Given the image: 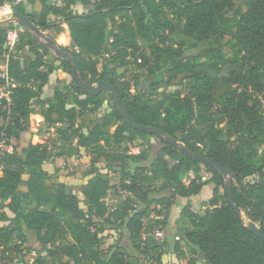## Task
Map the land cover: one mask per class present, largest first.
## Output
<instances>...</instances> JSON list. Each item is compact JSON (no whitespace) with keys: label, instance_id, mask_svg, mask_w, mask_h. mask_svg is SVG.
Wrapping results in <instances>:
<instances>
[{"label":"trees","instance_id":"16d2710c","mask_svg":"<svg viewBox=\"0 0 264 264\" xmlns=\"http://www.w3.org/2000/svg\"><path fill=\"white\" fill-rule=\"evenodd\" d=\"M37 1L40 11L34 9ZM53 1H30L14 12L44 32L67 25L71 47H58L76 59L85 83L115 86L136 123L156 127L193 153L215 160L233 178L227 182L213 166L192 160L163 139L159 155L149 163L150 147L143 146L156 135L131 128L112 97L107 103L102 92L93 96L82 89L73 78L72 63L21 26L19 55L9 68L18 85L10 113L0 105V224L9 222L0 227V253L10 263L18 259L17 264H28V253L39 255L33 264H264V242L235 213L226 193L229 183L235 204L259 222L264 234V0ZM7 30L0 27L3 61ZM24 50L34 59L20 57ZM188 50L200 54L194 58ZM131 67L154 79L148 91L132 93L126 78ZM58 71L72 82L43 97ZM179 78L183 88L168 91ZM99 113L100 119L84 132L79 120ZM35 114L48 127H57L60 153L28 138ZM124 144L129 149L118 152ZM82 150L121 166L119 177L115 171L87 174L93 178L83 188L86 209L67 184L49 185L51 175L44 169L55 156L72 158ZM209 184V208L199 214L184 207L180 216L192 231H179L182 239L172 252L165 251L170 233L158 243L152 232L167 226L177 197L198 196ZM119 190L126 198L111 214L105 198ZM116 225L125 229L137 255L117 246L103 256V234Z\"/></svg>","mask_w":264,"mask_h":264},{"label":"rangeland","instance_id":"374dc122","mask_svg":"<svg viewBox=\"0 0 264 264\" xmlns=\"http://www.w3.org/2000/svg\"><path fill=\"white\" fill-rule=\"evenodd\" d=\"M94 1V0H92ZM85 11H88V9H84ZM62 24V22H60ZM67 25H62L59 30H51V31H43L44 38H41V43L45 44H54L56 46L62 45L63 47H66L65 45H68V36H67ZM59 38L60 42H57V39ZM68 47V46H67ZM52 53L56 55V53L52 50ZM200 54L198 50H188V55L193 56L194 58H197V56ZM61 57H64L63 53H60ZM20 57L22 58H34L33 55L28 51L24 50L22 51ZM60 57V58H61ZM63 59V58H62ZM5 61V59H4ZM3 60H0V66L4 64ZM201 63L205 62L206 60L204 58L199 60ZM124 69H121L119 71L120 75L124 73ZM59 74L60 78L58 77V85L62 88V85H70L72 82V78L68 74ZM139 78H136L138 77ZM158 78L162 77V74H159L157 76ZM126 78L128 81H130L133 84L132 93H136L139 90H142V88L145 91H148L147 89L150 87V85L154 82V79L147 77L146 75L140 74V72L136 69V67H131L128 69V72L126 74ZM97 86V84H95ZM183 85H181V79L179 78L177 81L174 82L173 87L168 88V91H174L176 89H182ZM105 99L107 100V103H110V97L111 94L107 91L102 92ZM53 95V92L50 90V97ZM43 97H49V94H44ZM102 116V113H99L97 115H91L89 117H82V119L79 120V123H83L85 129L84 132L88 131V128L93 126L94 121L97 119H100ZM31 122V137L30 135H27L28 138H31V142L36 144H45L48 145L53 154L60 153L59 148L61 145L60 135L57 132V127L52 128L48 127L44 121L42 122L40 118H35L33 115L30 117ZM114 131V129H113ZM27 136H25L24 139H27ZM129 144H124L118 152H125L126 149H129ZM150 147V161L151 163L160 153L162 148L161 139L159 137H152L148 139V142L144 143L143 147ZM132 152L133 149H130ZM46 169L51 172V180L49 181V185H52L54 183L62 182L66 183L72 192L78 197L80 207L86 209L85 204V198L83 196V188L84 186L90 181V179L93 178V176H87L90 172H95L96 170H100L103 174H113L115 171V175L119 177V173L121 171V166L113 163L111 160L107 158H100L98 159L97 156L92 151H86L82 150L81 154L75 157H56L53 160L52 163H49L48 166H46ZM113 172V173H112ZM193 175V174H191ZM203 175L207 178L211 177V174L207 171L203 172ZM194 176V175H193ZM227 182H231L232 178L227 177L225 178ZM186 181L185 183H187ZM249 181H247L248 183ZM172 192L164 194V196H171ZM155 197H159L158 195H155ZM213 197V186L212 184L207 185L202 193L198 196L191 197V198H176L175 205L172 207V209L167 214V226L161 225L157 227L154 232H152V235L154 236L155 240V234L158 230L163 231L165 234L168 232L170 233L169 236V248H166L165 251L172 252L173 246L175 242L180 241L182 239V234H179L178 232H189L192 231V226L190 222L187 219H181V211L184 207L187 205H190L192 210L194 212H197L199 214H203L205 209H208V202ZM126 198L125 195H117L115 194H108V196L105 198V201L109 207V213H114L121 201H123ZM152 208H155V205L152 206ZM9 217L13 219V215L8 213ZM242 217L245 221L246 225H249L250 222H252L244 213H242ZM9 222L1 223L0 227L8 225ZM259 227V222L256 223ZM107 230L103 234V245H102V253L103 256H107L108 252L115 249L117 246L123 247L127 249V251L131 254L137 255L131 246V240L129 239V236L124 228H120L119 225L116 226H107ZM147 236V234H145ZM181 238V239H180ZM157 241V240H156ZM162 243V242H158ZM182 249L187 254L188 259H192L193 255L190 252L189 247L185 246L184 243H182ZM39 255L37 253H28L25 256V261L30 263H34L38 260ZM137 257V256H136ZM18 259H15L14 262L11 264H17ZM48 264H54L48 261ZM201 264V263H200Z\"/></svg>","mask_w":264,"mask_h":264},{"label":"water","instance_id":"95a60500","mask_svg":"<svg viewBox=\"0 0 264 264\" xmlns=\"http://www.w3.org/2000/svg\"><path fill=\"white\" fill-rule=\"evenodd\" d=\"M11 24L20 25V26L25 27L27 30L32 32L40 42H41V38H44L43 30L41 28L35 26V24L27 16H25L23 14L13 12L11 15H9L7 17H1L0 18V27H7ZM43 44H45V43H43ZM45 45L51 51L53 50L56 53L57 57H59V58L61 57L60 53H63V52L61 50H59L58 46H56L54 44H45ZM63 54H64V57H61V58L66 59L72 63V65H73V78L79 84V86L93 96H97L103 91L109 92L111 94V97H112L115 105L117 106L121 116L129 124V126L131 128H133L134 130L140 131L142 133H145V134L156 135L160 139L166 140V141L178 146L182 150V152L185 153L192 160L199 162L201 164H204V165L213 166L215 169H217L223 175L224 178H227V177L233 178L232 172L229 169L225 168L222 164L216 162L215 160L207 159L205 157H202L200 155L193 153L190 149L186 148L184 145H182V144L178 143L177 141L172 140L169 137H167L163 133L162 130H160L156 127H147V126L140 125V124L136 123L131 118V116L129 115L127 110L125 109V107L122 103L120 94H119V92L115 86L110 85L105 81L99 82L97 84V86L85 83L80 76L79 64L76 61V59L71 57L69 54H65V53H63ZM226 193L228 195V200H229L230 206L233 208V210L235 211V213L238 216L242 217V210L235 204L234 200L231 197L229 183H227V185H226ZM247 226L250 227L252 229V231L254 232V234L264 242V234L262 233L261 227H259L254 222H250L249 225H247Z\"/></svg>","mask_w":264,"mask_h":264},{"label":"built area","instance_id":"2783aa9c","mask_svg":"<svg viewBox=\"0 0 264 264\" xmlns=\"http://www.w3.org/2000/svg\"><path fill=\"white\" fill-rule=\"evenodd\" d=\"M30 1L34 0H6L2 5H0V18L7 17L14 12L15 7L28 4ZM54 5H61L62 2L59 0L53 1ZM7 42H6V54L5 61L2 67L0 68V105L3 107L5 111L11 110L13 105V90L18 86L12 82L10 77V61L12 59H16L19 55L18 45L20 44L21 34L24 32V28L20 25L11 24L7 26ZM34 87V86H32ZM1 147V144H0ZM12 152V149H8ZM132 153H138V149H133ZM191 179L194 180L195 177L190 175ZM110 194H115V192H109ZM117 195H125V192L119 190ZM106 202V201H105ZM157 242H163L165 239V233L163 231L158 230L155 234ZM28 263V262H27ZM0 264H11L8 262V259L3 253H0ZM29 264V263H28Z\"/></svg>","mask_w":264,"mask_h":264},{"label":"crops","instance_id":"0c3cea01","mask_svg":"<svg viewBox=\"0 0 264 264\" xmlns=\"http://www.w3.org/2000/svg\"><path fill=\"white\" fill-rule=\"evenodd\" d=\"M32 7H33V6H32ZM41 8H42L41 3L37 1V2L34 4V9H36L37 11H40ZM29 9H31L30 6H29ZM66 30H67V36H68V45H65V46H66V47L68 46V48H69V47H71V37H70V32H69L68 27L66 28ZM57 42H60V41H59V38L57 39ZM60 46H62V45H60ZM33 57H34V56H33ZM33 59H34V58H33ZM1 67H2V65L0 66V68H1ZM59 74H62V73L59 72V71H58V72H55V73L51 76L49 84H48V85L46 86V88L44 89V94H49V97H50V90H51L52 92H54V90H55L56 87L58 86V77L60 78ZM33 117H35V118H40V120H41L42 122L44 121L43 117L40 116V115H38V114L33 115ZM36 145H37V144H36ZM54 159H55V157H54L51 161H49L48 163H46V164L44 165V169H45L50 175H51V172L48 171V169H46V166H48L49 163H52ZM65 184H66V183H65ZM30 264H33V263H30Z\"/></svg>","mask_w":264,"mask_h":264}]
</instances>
